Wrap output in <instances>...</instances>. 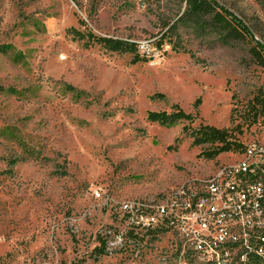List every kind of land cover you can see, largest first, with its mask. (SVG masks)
I'll use <instances>...</instances> for the list:
<instances>
[{"label":"rangeland","instance_id":"374dc122","mask_svg":"<svg viewBox=\"0 0 264 264\" xmlns=\"http://www.w3.org/2000/svg\"><path fill=\"white\" fill-rule=\"evenodd\" d=\"M214 1L247 30L230 44L162 38L181 0H0V264H203L162 233L109 250L116 220L93 192L158 198L264 138V0ZM177 109L189 120L147 117ZM205 126L231 150L205 156Z\"/></svg>","mask_w":264,"mask_h":264},{"label":"built area","instance_id":"2783aa9c","mask_svg":"<svg viewBox=\"0 0 264 264\" xmlns=\"http://www.w3.org/2000/svg\"><path fill=\"white\" fill-rule=\"evenodd\" d=\"M140 52L147 53L148 46ZM93 197L116 220L105 242L109 250L162 233L175 242L176 252L203 264L264 263V138L199 185L183 184L158 198L115 202L98 189Z\"/></svg>","mask_w":264,"mask_h":264},{"label":"trees","instance_id":"16d2710c","mask_svg":"<svg viewBox=\"0 0 264 264\" xmlns=\"http://www.w3.org/2000/svg\"><path fill=\"white\" fill-rule=\"evenodd\" d=\"M181 1L185 2L184 13L163 33L162 38L166 37V35L170 36L178 26L190 29L197 37L214 35L223 44H230L233 36L240 34L239 28L243 29L245 33L247 32L240 19L214 0ZM100 41L107 50L122 51L125 48V45L117 40L100 39ZM257 48L264 52V47L261 44L257 43ZM147 117L151 122H159L162 125H166L173 124V122L179 120H189L190 115H185L180 109H177L172 114H167L166 112L148 113ZM205 143L212 146L205 153V156L209 158L217 156L222 152H227L233 146L227 140L226 131L217 130L209 126L200 127L194 139L195 145H203Z\"/></svg>","mask_w":264,"mask_h":264}]
</instances>
